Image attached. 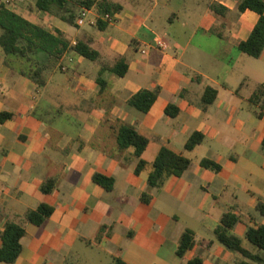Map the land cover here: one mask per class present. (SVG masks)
<instances>
[{
    "label": "crops",
    "instance_id": "1",
    "mask_svg": "<svg viewBox=\"0 0 264 264\" xmlns=\"http://www.w3.org/2000/svg\"><path fill=\"white\" fill-rule=\"evenodd\" d=\"M107 1L122 7L109 23L94 6L88 20L95 23L78 26L83 8L73 1L74 25L41 11L23 15L61 32L70 48L88 46L97 61L71 49L58 60L39 53L30 61L0 48V116H8L0 122V233L8 222L26 231L14 264L241 261L215 230L224 216H235L230 233L256 252L246 234L264 226V112L259 117L250 102L264 86V52L252 58L238 50L259 16L240 12L242 0ZM122 59L128 72L120 78L109 68ZM206 89L216 92L211 104L203 102ZM142 90L158 91L147 113L128 104ZM169 106L179 110L176 117L166 115ZM123 125L148 140L139 175L135 149L117 144ZM194 133L204 141L187 151ZM162 148L191 167L152 189L148 179ZM205 159L221 171L204 168ZM96 174L113 179V190L97 185ZM49 180L56 188L44 194ZM41 204L54 213L35 226L25 215ZM186 230L195 234V245L181 258Z\"/></svg>",
    "mask_w": 264,
    "mask_h": 264
},
{
    "label": "trees",
    "instance_id": "2",
    "mask_svg": "<svg viewBox=\"0 0 264 264\" xmlns=\"http://www.w3.org/2000/svg\"><path fill=\"white\" fill-rule=\"evenodd\" d=\"M73 1L83 9H92L94 6L100 15L115 14L122 10L118 4L108 2L107 0H36L35 6L38 11L53 15L74 25V12L70 4ZM212 10L219 14V9L212 6ZM250 10L259 16V20L249 38L239 43L238 50L252 58H259L264 52V0H242L239 5V11ZM98 27L104 29L106 23L98 21ZM0 48L7 55H18L33 61L39 53H45L55 59H59L68 49L77 55L89 60H99V54L88 46L77 43L70 48V43L59 31L50 33L48 30L31 23L22 15L8 9L0 4ZM103 68L102 70H104ZM109 71L122 78L128 72L125 60H120ZM98 84L103 86L104 82L98 78ZM212 96L209 98V96ZM216 92L212 89H206L203 102L211 104L215 98ZM158 91L142 90L134 95L128 104L140 112L147 113L156 102ZM250 102L260 108L259 117L264 112V86H259L250 98ZM179 110L174 106L166 109V115L176 117ZM7 115L0 116V122ZM204 141V135L194 133L185 145L187 151L194 150ZM117 144L121 149L134 148L135 156L140 159L136 168V175H139L145 167V162L141 160L143 153L148 146V140L139 135L131 126L123 125L119 128L117 134ZM202 166L206 169H212L216 172L221 171V166L207 159L202 161ZM154 170L149 176L148 185L155 189L162 186L164 181L171 177H182L191 167V161L183 156L177 155L167 148H162L153 163ZM94 182L107 191L114 188V180L103 175L96 174ZM56 188V181L49 180L45 182L41 191L44 194H51ZM148 196H143L144 202ZM54 213V209L46 204H41L36 210H30L26 213L25 219L35 226H41ZM238 222L233 215H226L222 219L221 225L215 230L217 241L231 253L241 257V261L235 264H264V226L258 228L250 227L246 234V239L257 251L252 252L243 247L242 240L231 234L230 229ZM25 228L15 222H8L0 233L2 246L0 247V262L14 264L22 253V239L25 237ZM195 245V234L191 230H186L179 242L177 255H184L193 249ZM113 264H127L121 258H115ZM188 264H203L202 260L196 258Z\"/></svg>",
    "mask_w": 264,
    "mask_h": 264
},
{
    "label": "rangeland",
    "instance_id": "3",
    "mask_svg": "<svg viewBox=\"0 0 264 264\" xmlns=\"http://www.w3.org/2000/svg\"><path fill=\"white\" fill-rule=\"evenodd\" d=\"M7 1L9 2L7 3ZM3 2H5L6 4H3ZM35 3L36 0H0V4H3L8 9L15 11L18 14H21L22 16L27 13L29 14L38 12Z\"/></svg>",
    "mask_w": 264,
    "mask_h": 264
},
{
    "label": "built area",
    "instance_id": "4",
    "mask_svg": "<svg viewBox=\"0 0 264 264\" xmlns=\"http://www.w3.org/2000/svg\"><path fill=\"white\" fill-rule=\"evenodd\" d=\"M9 1H7L8 3ZM3 4H6L5 2H3ZM89 12H90V9H83L82 12L79 14L78 18H77V25L78 26H83L85 25L87 22H90V20H88V15H89ZM101 19L106 22V23H109L112 21L113 19V14H104V15H101ZM90 23H95V21L93 22H90ZM159 45L161 47H164V45L162 43H159ZM65 70V69H63Z\"/></svg>",
    "mask_w": 264,
    "mask_h": 264
}]
</instances>
